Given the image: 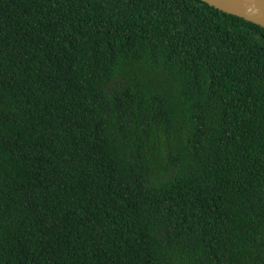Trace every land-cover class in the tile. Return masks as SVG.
Returning <instances> with one entry per match:
<instances>
[{"label":"trees","instance_id":"trees-1","mask_svg":"<svg viewBox=\"0 0 264 264\" xmlns=\"http://www.w3.org/2000/svg\"><path fill=\"white\" fill-rule=\"evenodd\" d=\"M0 264H264V27L0 0Z\"/></svg>","mask_w":264,"mask_h":264},{"label":"water","instance_id":"water-1","mask_svg":"<svg viewBox=\"0 0 264 264\" xmlns=\"http://www.w3.org/2000/svg\"><path fill=\"white\" fill-rule=\"evenodd\" d=\"M218 10L264 27V0H201Z\"/></svg>","mask_w":264,"mask_h":264}]
</instances>
